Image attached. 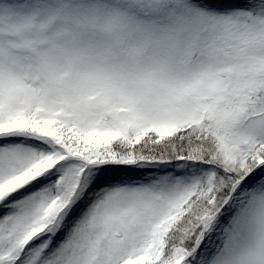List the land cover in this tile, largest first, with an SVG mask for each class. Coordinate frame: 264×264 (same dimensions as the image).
<instances>
[{
  "label": "snow or ice",
  "instance_id": "obj_1",
  "mask_svg": "<svg viewBox=\"0 0 264 264\" xmlns=\"http://www.w3.org/2000/svg\"><path fill=\"white\" fill-rule=\"evenodd\" d=\"M0 264H264V0H0Z\"/></svg>",
  "mask_w": 264,
  "mask_h": 264
}]
</instances>
